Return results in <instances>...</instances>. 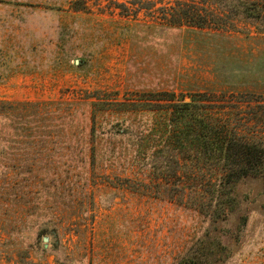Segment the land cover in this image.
Returning <instances> with one entry per match:
<instances>
[{
    "label": "rangeland",
    "instance_id": "rangeland-1",
    "mask_svg": "<svg viewBox=\"0 0 264 264\" xmlns=\"http://www.w3.org/2000/svg\"><path fill=\"white\" fill-rule=\"evenodd\" d=\"M256 1L260 17L242 20L199 0H0V102L48 107L58 126L16 143L6 128L0 148L20 164L0 181V264H179L190 250L198 264H264L263 178L226 188L234 202L213 221L199 192L218 169L185 160L159 179L131 157L169 118L166 93L205 94L233 131L264 134Z\"/></svg>",
    "mask_w": 264,
    "mask_h": 264
},
{
    "label": "trees",
    "instance_id": "trees-1",
    "mask_svg": "<svg viewBox=\"0 0 264 264\" xmlns=\"http://www.w3.org/2000/svg\"><path fill=\"white\" fill-rule=\"evenodd\" d=\"M199 1L214 4L219 10L242 20H244V15L250 18L260 17L252 14L259 5L256 0ZM188 12L189 14L183 15L194 17L196 14L194 13L196 11ZM177 15L181 16V11L172 14L174 19H177ZM164 95L167 98L156 100V103H166L170 116L159 126L154 125L148 129L146 132L148 137L141 135L139 140L133 144L132 160L141 168L156 173L159 179L167 178V180L177 177L172 167H184L185 164L183 165L182 161L185 162V160H191L196 164L203 163L206 167L211 166L218 169L213 178L201 182L200 204H198L205 218L216 221L221 215L220 207L234 202V198L225 192L226 188L247 177L264 179V134L260 132L242 134L233 131L225 122L223 115L214 118L210 109L214 105L213 101L208 100L205 94L192 96L190 102L177 98L175 94L166 93ZM52 111L48 107H41L38 103L14 106L0 102V144L6 135L7 126L12 131L15 143L27 133L31 137L42 135V137L51 138L58 127L50 121ZM64 114L71 115L67 112ZM29 117L33 119V122L38 119L39 124L33 125ZM40 119L45 121L42 122ZM54 122L58 123L57 120ZM41 123L44 124L43 127H40ZM115 124L120 125L119 122L106 124L102 135L108 138ZM96 129L94 124L91 128L93 136L97 133ZM10 157V160L7 159L4 149L0 148V181L19 168V155L11 152ZM28 161L30 166L35 164L33 158H28ZM7 162L9 165L6 164ZM212 207L217 208L212 211ZM191 251L183 257L179 264H198L200 261L198 256L193 255Z\"/></svg>",
    "mask_w": 264,
    "mask_h": 264
}]
</instances>
